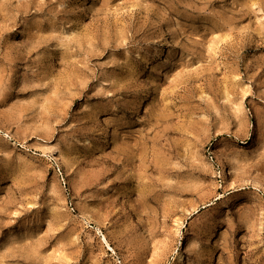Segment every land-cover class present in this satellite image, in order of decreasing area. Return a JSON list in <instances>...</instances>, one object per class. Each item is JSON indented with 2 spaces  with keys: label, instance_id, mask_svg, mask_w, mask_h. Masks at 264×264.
I'll use <instances>...</instances> for the list:
<instances>
[{
  "label": "rangeland",
  "instance_id": "obj_1",
  "mask_svg": "<svg viewBox=\"0 0 264 264\" xmlns=\"http://www.w3.org/2000/svg\"><path fill=\"white\" fill-rule=\"evenodd\" d=\"M264 0H0V264H264Z\"/></svg>",
  "mask_w": 264,
  "mask_h": 264
},
{
  "label": "bare ground",
  "instance_id": "obj_2",
  "mask_svg": "<svg viewBox=\"0 0 264 264\" xmlns=\"http://www.w3.org/2000/svg\"><path fill=\"white\" fill-rule=\"evenodd\" d=\"M260 185H263V186H264V184H263V183H261V182H260ZM263 188H264V187H263Z\"/></svg>",
  "mask_w": 264,
  "mask_h": 264
}]
</instances>
